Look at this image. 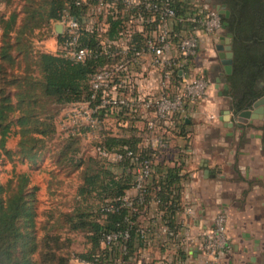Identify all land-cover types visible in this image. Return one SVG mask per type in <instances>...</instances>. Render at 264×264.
I'll return each mask as SVG.
<instances>
[{
    "label": "trees",
    "instance_id": "trees-1",
    "mask_svg": "<svg viewBox=\"0 0 264 264\" xmlns=\"http://www.w3.org/2000/svg\"><path fill=\"white\" fill-rule=\"evenodd\" d=\"M251 1L234 0L232 16L222 17L223 22H228L226 29L234 33V69L227 77L230 88L225 93L233 98L236 113L250 108L264 95V85L260 87V82H264V5ZM11 2L0 0V5ZM190 2L175 0L179 17H184L188 11L194 12ZM250 7L260 9L253 25L247 15ZM66 11L77 17L80 24L79 45L99 50L100 38L96 31L86 28L88 7L84 4L78 6L74 0H24L20 13L13 10L6 16L0 10L1 141L15 129L20 135L17 153L32 163L43 157L47 141L56 133L59 108L89 101L93 74L112 63L100 53L74 62L59 49L45 52L33 48L31 35L43 27L52 29ZM19 14H23L20 25ZM121 23V18H110L105 35L115 36ZM54 37L60 47L67 35L54 33ZM107 116L113 117L123 132L103 135L96 144V154L78 157L79 134L67 135V143L59 152V163L65 161L73 169L82 168V182L76 194L79 204L72 211L61 214L60 220L70 231L84 232L87 237L91 248L78 255L79 258L90 260L98 254L102 256L105 253L102 246L105 233L128 232L129 237L120 238L117 246L126 245L127 257L134 259L139 250L146 247L151 234L158 233L155 230L158 224L178 229L177 220L184 205L182 188L191 175L183 160L189 155V139L185 138L189 131L186 121H180L179 128H166L170 133L168 147L155 149L143 145V134L148 131L147 118L120 108L100 115V126L110 118L106 119ZM179 137L184 138L185 144L178 152H173L172 157H166L172 149L171 139ZM99 148L122 153L131 149L139 157L152 160L153 178L145 193L146 199L153 196L159 199L152 216L151 206H146L142 216L123 206V197L134 185L133 159L125 156L115 162L102 155ZM2 153L3 149H0V157ZM38 190L28 173L18 174L8 183L0 179V264H68L69 258L62 254L65 246L62 237L47 233L41 238L38 233ZM108 206L113 209L106 210ZM144 227L150 231L143 234L141 229ZM184 254L179 252V257Z\"/></svg>",
    "mask_w": 264,
    "mask_h": 264
},
{
    "label": "built area",
    "instance_id": "built-area-1",
    "mask_svg": "<svg viewBox=\"0 0 264 264\" xmlns=\"http://www.w3.org/2000/svg\"><path fill=\"white\" fill-rule=\"evenodd\" d=\"M75 4L88 7L86 28L96 31L100 38L99 50L83 47L78 42L79 22L66 11L62 23L67 38L59 51L74 62L86 57L103 54L112 60L93 74L92 94L89 101L72 104L62 115V127L67 135H77L81 128H99L100 115L127 108L147 118L143 136L144 146L167 148L170 133L186 121L191 107L204 101L210 85L208 77L196 65L200 51V32L206 35L221 33L224 22L219 10L201 0H190L192 11L179 17L175 0H74ZM121 18L122 23L115 36L105 35L109 19ZM56 23V22H55ZM111 115V114H110ZM110 116L105 117L106 119ZM83 129V128H82ZM102 155L112 161L125 156L133 159L134 194L123 197V206L130 212L144 213L146 206L155 208L159 199H146L147 184L153 178V162L139 157L127 149L125 153L108 152L99 148ZM145 205L144 208L140 206ZM108 206L106 210H112ZM194 213L191 205H183L178 216V229L158 224L156 232L165 235V243L178 253L177 263L187 259L188 217ZM150 231L142 228L144 234ZM128 232H110L103 236L105 253L94 259L75 257L78 264H142L141 259L127 257L126 245L117 246L120 238H128ZM197 249L203 256L202 264L212 263L221 252L230 250L231 242L226 231V214L218 213L211 228L198 235ZM164 243V244H165ZM184 250H186L184 252ZM185 254L179 257V252ZM187 252V253H186Z\"/></svg>",
    "mask_w": 264,
    "mask_h": 264
},
{
    "label": "crops",
    "instance_id": "crops-1",
    "mask_svg": "<svg viewBox=\"0 0 264 264\" xmlns=\"http://www.w3.org/2000/svg\"><path fill=\"white\" fill-rule=\"evenodd\" d=\"M201 1L210 6L218 3ZM223 33H199L196 65L210 85L206 99L191 107L186 119L189 132L185 138L189 139L190 148L183 160L191 175L183 184L181 198L184 205L193 206L194 213L188 217V255L182 264H202L198 235L213 226L220 212L226 214L231 248L206 264H261L264 251V98L247 108L246 113L234 111V100L225 93L224 65L217 48ZM224 136L233 137L234 149L229 148ZM241 138L246 142L239 149ZM185 142L182 137L172 138V149L166 157H172ZM128 193L135 191L130 189ZM164 240V234H151L136 259L143 260L142 264H176L178 253Z\"/></svg>",
    "mask_w": 264,
    "mask_h": 264
},
{
    "label": "rangeland",
    "instance_id": "rangeland-1",
    "mask_svg": "<svg viewBox=\"0 0 264 264\" xmlns=\"http://www.w3.org/2000/svg\"><path fill=\"white\" fill-rule=\"evenodd\" d=\"M23 4L24 0H12L9 5L5 3L1 4L0 10L4 12L6 16L13 10L20 13ZM22 19L23 14H19L18 25L22 23ZM226 31L227 29L224 28L223 35H225ZM54 33V25L52 29L47 27L37 29L31 35L33 48L45 52H57L59 47L55 43ZM216 55L218 56L217 52ZM218 63H220L219 59ZM71 107L72 105L59 108L55 120L56 133L47 141V147L42 153L43 157L39 159L38 162L32 163L23 160L17 153L20 135L15 132V129L5 137L4 141H1L0 134V149H3V153L0 157V179L2 182L8 183L10 180H15L18 174L28 173L30 175L32 184L39 187L37 226L40 237L43 238L47 233L60 235L65 242L62 254L69 258L68 264H78L74 261L75 257H78L81 253H86L91 248V245L84 232L70 231L65 225L61 224L60 220L61 214L72 211L79 204L76 194L82 182V168L73 169V167L65 161L61 163L58 162L59 152L63 145L67 143V133H65L62 127V115L69 111ZM82 128L79 133L80 149L78 157L96 154V144L103 135H118L123 132L116 126L113 117L103 122L101 126L99 125L98 129L96 128L93 130L88 127ZM233 131L235 132V130ZM224 138L226 141H229V148L234 149L233 137L230 136L229 139L228 136H224ZM245 142L246 141H243L241 138L238 145L239 149H241L240 147L244 145L243 143ZM260 263L264 264V251L261 252Z\"/></svg>",
    "mask_w": 264,
    "mask_h": 264
},
{
    "label": "flooded vegetation",
    "instance_id": "flooded-vegetation-1",
    "mask_svg": "<svg viewBox=\"0 0 264 264\" xmlns=\"http://www.w3.org/2000/svg\"><path fill=\"white\" fill-rule=\"evenodd\" d=\"M217 1H218V3H217V5H215V7L216 8L219 7L218 8L219 9V12L222 11L220 13L221 16L224 17V18H230L232 16V11H233L231 9V5H234L235 4L234 0H217ZM252 1H254V2H252ZM252 1L250 2L252 4L253 3H258V4H261V6L264 5V0H252ZM226 11H228V12H226ZM248 12L249 13L247 15H250V17H249L250 24L253 25L255 19L258 18L259 14H260V9H259V7H257V8L250 7L248 9ZM225 22H227V21H225ZM227 25H228V22H227ZM225 36H228V37L231 38V45H232V51H233V58H232L231 72L230 73H227L226 64H224L222 62V64L224 65V72L223 73L225 75V79H226V82H227V77L233 73V69H234V61H235L234 43L235 42H234V33L232 31L227 30L226 33H225ZM226 84L228 85V88H226V90H228L230 88V85L228 83H226ZM263 85H264V82L261 81L260 82V87H262ZM262 98H264V95L262 97H260L259 99H257L254 103H256L257 101H259ZM254 103H253V105H254ZM244 110H247V109H244ZM244 110H242V111H244ZM242 111H240V112H242Z\"/></svg>",
    "mask_w": 264,
    "mask_h": 264
},
{
    "label": "water",
    "instance_id": "water-1",
    "mask_svg": "<svg viewBox=\"0 0 264 264\" xmlns=\"http://www.w3.org/2000/svg\"><path fill=\"white\" fill-rule=\"evenodd\" d=\"M219 8V7H218ZM217 8V9H218ZM219 10V9H218ZM222 11H220L221 13ZM227 22H224V28H226ZM54 31L57 35L63 33V25L60 22L54 23ZM220 43L217 46L220 53V58L224 64H226V70L227 73L231 72V64H232V58H233V51H232V45H231V38L225 35H222L220 37ZM225 88H228V85L225 84ZM262 100V99H260ZM246 110L240 112V113H246Z\"/></svg>",
    "mask_w": 264,
    "mask_h": 264
}]
</instances>
